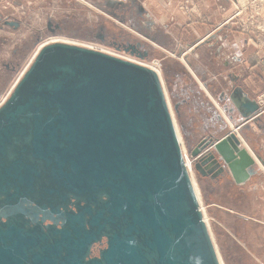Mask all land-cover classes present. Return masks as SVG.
Listing matches in <instances>:
<instances>
[{"label": "water", "instance_id": "1", "mask_svg": "<svg viewBox=\"0 0 264 264\" xmlns=\"http://www.w3.org/2000/svg\"><path fill=\"white\" fill-rule=\"evenodd\" d=\"M240 94L241 124L191 151L198 174L254 175L241 130L264 108ZM0 264H220L154 70L64 43L39 51L0 108Z\"/></svg>", "mask_w": 264, "mask_h": 264}, {"label": "crops", "instance_id": "2", "mask_svg": "<svg viewBox=\"0 0 264 264\" xmlns=\"http://www.w3.org/2000/svg\"><path fill=\"white\" fill-rule=\"evenodd\" d=\"M83 1L86 5H94L120 21L128 23L132 29L140 31L144 42L142 45L148 46L147 57L150 55V47L162 53L164 63L171 57L168 53H175L177 56L175 59L185 67L198 86V90L197 87L187 88L188 90L182 88L180 92L174 94L175 99L185 104L190 102L195 94L203 93L207 99L205 104L215 108L209 109L211 115L205 128H211L215 121L220 122V127L216 126L220 135L211 132L205 140L211 138L221 140L241 124L242 119L231 100L236 90L241 91L238 99L241 98L243 101L248 98L259 102L264 95V42L254 34L244 35L234 32V28L224 23L226 17L218 19L220 12L219 10L213 12V0H192L204 12L202 15L206 19L203 22L195 18L190 19L180 12L178 8L184 0ZM26 2L31 5V0H0V32L5 26L13 27L8 26L6 22H20L16 14L21 12ZM77 2L84 5L81 0ZM221 9L223 10L222 7ZM122 11L127 12L125 18L121 15ZM181 57L192 68L185 66L180 61ZM165 73L171 80L173 77L171 70L166 68ZM175 77L174 80L178 75ZM231 109H235L236 112L231 114L229 112ZM232 115L234 120L230 121L229 117ZM241 140L243 148L249 151L256 162L255 173L249 180L237 184L228 170L217 174L209 166L203 170V174L199 173V176L204 185L205 197L209 202L212 222L217 224L216 226L219 225L216 228L218 236L223 239L222 230H224L229 234L226 236L228 239L233 238L240 245L248 247L245 241H240L241 235H244V231L241 232L240 229L246 223L254 222L261 231L256 244L261 246L264 245L262 241L264 240V117L257 124L250 123L248 127H244L241 130ZM201 142L202 140L192 144V150L197 149ZM237 196L240 198L237 199ZM226 198L232 201L237 199L236 212ZM220 200L222 202H217ZM236 221L238 225L235 226ZM219 243L223 245L225 241ZM251 254L254 255L252 252ZM256 259L264 261L262 257Z\"/></svg>", "mask_w": 264, "mask_h": 264}, {"label": "rangeland", "instance_id": "3", "mask_svg": "<svg viewBox=\"0 0 264 264\" xmlns=\"http://www.w3.org/2000/svg\"><path fill=\"white\" fill-rule=\"evenodd\" d=\"M81 1L84 5L77 2V0H31V5L26 2L21 12L16 14L20 19V26L17 29L5 26L2 30L3 32H0V108L10 98L17 83L32 65L35 55L42 44L55 38L69 40L80 47L94 49L126 61H134L140 65L146 64L144 66L147 67L149 65L155 68L161 67V69H158L162 73L168 96L166 100L170 103L168 105L175 118L174 124H176L180 132L182 151L184 150L183 152L186 156L193 161L194 159L191 156L192 144L203 141L209 133L217 132L218 128L216 126L220 127V122L215 121L211 128H205L211 115L209 109L215 108L210 104H205L207 99L203 93L201 95L195 94L197 98L192 96L190 102L188 101L185 104L181 100L177 101L175 99L174 94L180 92L182 88L195 89L197 87L198 90L195 79L175 59L177 58L175 53H168L171 57L164 63L162 53L153 47H150V55L148 57H142L139 53L134 54L119 45H114L112 41L131 43L132 45H136L139 42L144 43L141 38L142 33L132 29L128 23L120 21L108 12L94 5H86L85 1ZM213 2V12L216 10L220 12L217 18L226 17L224 23L228 27L234 28V32L244 35L254 34L264 42V0H213ZM178 9L190 19L195 18L202 22L206 19L202 15L204 12L199 5L192 0H184ZM121 15L125 18L127 12L122 11ZM48 24H51L54 28L55 25H59L61 30L56 32V34H50L47 29ZM147 47H141L140 51H146ZM180 61L185 66L192 68L191 65H187L183 57H181ZM166 68L170 69L173 74L171 80L166 76ZM177 75L175 83L174 77ZM217 104L222 108L218 101ZM215 134L220 135L219 132ZM193 170V178L195 177L194 180L200 189L204 209L211 228L210 232L223 263L264 264V261L256 259V257L264 258V245L259 246L256 244L259 241V232L261 231L254 222H248L240 229L241 232L242 230L244 231L240 241H245L248 247L240 245L233 238L228 239L226 236H229V234L224 230H222L225 235L222 234L223 239L218 236L216 228L219 225L216 226L217 224L212 222L208 208L209 202L203 190L204 185L195 167ZM238 198L240 197L237 196ZM226 199L229 200L236 212L238 210L235 204L237 199H234V201ZM217 202L220 203L222 200ZM234 225H238L237 221ZM222 240L225 243L220 245L219 242Z\"/></svg>", "mask_w": 264, "mask_h": 264}, {"label": "bare ground", "instance_id": "4", "mask_svg": "<svg viewBox=\"0 0 264 264\" xmlns=\"http://www.w3.org/2000/svg\"><path fill=\"white\" fill-rule=\"evenodd\" d=\"M55 43H64V44H69V45H75V46H78L77 44H74V43H72V42H70L69 40L67 41V40H60V39H57V38H55V39H51V40H49L48 42H46V43H44V44H42L41 46H40V48H39V50L37 51V53H36V55H35V57L38 55V53H39V51L42 49V48H44L45 46H47V45H50V44H55ZM94 50V49H93ZM188 52V51H187ZM108 55H110V54H108ZM35 59V58H34ZM131 62V61H130ZM133 63H135L134 61H132ZM136 64H138V63H136ZM138 65H140V64H138ZM144 65H146V64H142V66H144ZM144 67H147V66H144ZM150 67V69L152 68V70H154L158 75H159V77H160V79H161V83H162V86H163V89H164V91H165V94H166V97H167V99H168V96H167V92H166V89H165V85H164V80H163V78H162V73L160 72V70L159 69H161V67H158V68H155L154 66H148V68ZM169 103V102H168ZM170 104V103H169ZM171 114H172V118H173V120L175 121V118H174V115H173V113L171 112ZM175 126H176V124H175ZM176 131H177V134H178V137H179V140L181 139V136H180V132H179V130H178V127L176 126ZM181 143V142H180ZM182 145V144H181ZM184 151V150H183ZM195 178V177H194ZM194 178H193V173H192V170H191V179H192V181H193V185H194V189H195V192H196V195H197V197H198V201H199V204H200V209H201V211H202V213H203V215H204V220H205V222H206V224H207V227H208V229H209V232L211 231L210 229V226H209V222H208V218H207V214H206V212H205V209H204V205H203V201H202V198H201V194H200V189H199V187H198V185L196 184V181L194 180ZM210 234H211V232H210ZM211 237H212V234H211ZM212 241H213V243H214V239H213V237H212ZM214 246H215V249H216V252H217V255H218V259H219V261H220V264H224L223 263V260H222V257H221V255H220V253H219V251H218V249H217V247H216V245H215V243H214Z\"/></svg>", "mask_w": 264, "mask_h": 264}, {"label": "flooded vegetation", "instance_id": "5", "mask_svg": "<svg viewBox=\"0 0 264 264\" xmlns=\"http://www.w3.org/2000/svg\"><path fill=\"white\" fill-rule=\"evenodd\" d=\"M47 29L50 32V34H56V32L61 30L59 25H55V28H54V27H52L51 24H48ZM100 38L103 39L102 36H100ZM112 43L114 45H119V46L123 47L124 49H126L127 51H130L131 53H134V54L139 53L140 55H144V53L146 52V51L141 52L140 51L141 48L138 47L137 44L136 45H132L131 43H120V42H117V41H112ZM106 244H107V242L104 239L101 244L94 245L93 250H92V253H93L92 257H99L100 251L102 249L106 248Z\"/></svg>", "mask_w": 264, "mask_h": 264}, {"label": "built area", "instance_id": "6", "mask_svg": "<svg viewBox=\"0 0 264 264\" xmlns=\"http://www.w3.org/2000/svg\"><path fill=\"white\" fill-rule=\"evenodd\" d=\"M259 104H260L261 107L264 108V95L261 96V98L259 100ZM183 155H184V161H185V164H186V168L188 169V172H189V174L191 176V170H192V173L194 172V170H193V168H194L193 167L194 160L192 161L190 158H188L184 152H183Z\"/></svg>", "mask_w": 264, "mask_h": 264}]
</instances>
